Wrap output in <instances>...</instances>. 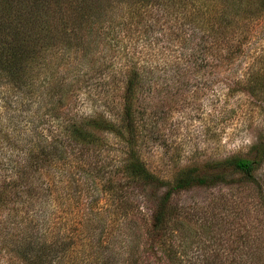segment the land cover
<instances>
[{"label":"trees","instance_id":"trees-1","mask_svg":"<svg viewBox=\"0 0 264 264\" xmlns=\"http://www.w3.org/2000/svg\"><path fill=\"white\" fill-rule=\"evenodd\" d=\"M111 1L0 0V86H8L21 95L19 108H13L10 101L6 103L7 111L0 113V149L5 150L0 152V207L10 206L11 213L22 210L21 221L25 226L8 245L11 264H144L136 249L130 247L123 255L124 261L119 258L121 254L101 245L89 253L75 250V236L78 244L85 241L82 247L93 246L92 228L95 224L106 227L110 220L106 216L108 209L118 216L122 214V218L136 214L128 224H118L117 228L124 227L130 232L135 217L140 216L146 225V249L161 251L168 264H182L190 245L182 230L189 225L190 212L178 197L195 189L219 185L232 188L258 182L256 173L264 163V140L254 145L253 158L232 156L193 163L178 167L170 179L152 172L140 153V138L145 129L138 117V94L147 82V73L136 63L133 67L112 68L115 71L110 75L114 77L106 79L109 85L108 80L115 82L123 91L119 122L102 111L91 116L69 115L66 111L69 99L83 92L91 71L98 78L103 74V66L94 72L98 60L92 57L91 49L99 45L101 37L102 42L106 38L108 31L103 34L106 22L117 28L124 18L119 15L120 6H111ZM152 8L163 12L162 20L170 26V34L175 36L173 40L180 49L186 48L193 35L178 28L199 23L202 29L206 26L213 32L210 38L215 41L216 51L236 54L241 51L239 41L245 36L244 31H239L243 27L237 18L260 17L264 14V0H134L127 9L128 17L134 20L144 12L150 13ZM211 14L219 15L217 27L214 20L207 18ZM203 43L195 52L208 55L212 49ZM181 52L169 63L171 67L187 68V72L200 63L207 67L199 58L198 65L188 67L190 58L196 55L194 51L189 55ZM250 78H246L248 89L244 92L264 102L261 97L264 82L259 79L251 86ZM155 115L148 122L152 129ZM107 135L124 143L125 156L117 165L98 166V173L92 175L109 145ZM81 190H97L111 201V206L99 214V220L95 221L97 217L87 220L92 228L75 235L73 195ZM139 198L150 214L136 204ZM20 201L28 206L18 208ZM90 204L93 207V203L87 205ZM43 230L53 233L44 235ZM178 236L180 240L175 245L173 240Z\"/></svg>","mask_w":264,"mask_h":264},{"label":"rangeland","instance_id":"rangeland-1","mask_svg":"<svg viewBox=\"0 0 264 264\" xmlns=\"http://www.w3.org/2000/svg\"><path fill=\"white\" fill-rule=\"evenodd\" d=\"M123 1L124 7L121 5ZM133 3L134 0L111 1V6H120L119 15L123 14L124 18L117 28H111L110 21L106 22L103 32L108 31L106 38L102 42L101 37L99 45L91 49L92 57L98 60L94 72L103 66V74L98 78L90 70L83 92L69 99L66 106L69 115L91 116L102 111L119 122L123 91L115 82L108 80L109 85L106 79L107 76L114 77L110 75L115 71L113 69L126 65L133 67L136 63L147 73V82L138 94V117L142 121L140 126L145 129L140 138V153L152 172L170 179L178 167L193 163L204 164L232 156L253 158L254 145L264 140V102L244 90L248 89L247 76L252 77L251 86L259 79L264 82V14L255 20L237 18L243 27L239 31H244L245 36L239 41L241 51L233 54L228 50L216 51L215 41L210 38L213 32L206 26L202 29L199 23L198 26L188 23L178 28L180 32L193 35L186 48L180 49L173 40L175 36L170 34V26L162 20L161 10L152 8L150 13L144 12L133 20L128 17L130 10H127ZM217 16L211 14L207 17L214 20V27L219 23ZM57 30L60 31V27ZM201 43L212 49L208 55L203 51L201 54L195 52ZM182 50L187 55L194 51L193 55H196L190 58L186 64L188 67L193 68L203 60L207 67L200 63L188 72L187 68L171 67L169 63L179 57ZM261 94L264 101V90ZM20 98L21 95L13 93L8 86H0V113L7 111L6 103L10 101L13 108H19ZM154 114L156 124L152 129L148 122ZM106 138L109 145L91 171L92 175L98 173V166L117 165L125 156L124 143L113 135ZM256 178L257 184L232 188L219 185L195 189L178 197L190 212L187 214L189 225L182 230L190 244L188 256L182 258V264H264V163ZM96 191L81 190V194L73 195V234L80 235L82 229L86 231L91 227L88 219L97 217L95 221L99 220V214L111 206V201ZM136 201L150 214L142 199ZM89 203H93V207L88 206ZM17 206L24 209L28 205L20 201ZM8 208L10 206L0 207V264H11L12 252L8 245L25 227L21 221L22 210L11 213ZM135 215L131 214L129 218L123 215L122 218V214L118 216L108 209L106 216L110 220L106 227L99 224L91 227L90 235L95 237L91 242L93 246L82 247L85 241L78 244V236H75V250L89 253L97 251L101 245L115 250L119 256L121 254L119 258L124 261L123 255L130 247L136 249L144 264H168L161 251L155 253L156 250L150 252L146 249V225L139 215L133 222V232L124 227L117 228L118 224H128ZM51 227L56 230L55 224ZM42 233L49 236L53 232L43 230ZM177 238L173 240L175 245L180 240L179 236Z\"/></svg>","mask_w":264,"mask_h":264}]
</instances>
